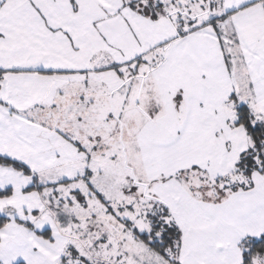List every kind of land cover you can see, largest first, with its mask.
<instances>
[{"label": "snow or ice", "instance_id": "obj_1", "mask_svg": "<svg viewBox=\"0 0 264 264\" xmlns=\"http://www.w3.org/2000/svg\"><path fill=\"white\" fill-rule=\"evenodd\" d=\"M0 264H264V0H0Z\"/></svg>", "mask_w": 264, "mask_h": 264}]
</instances>
